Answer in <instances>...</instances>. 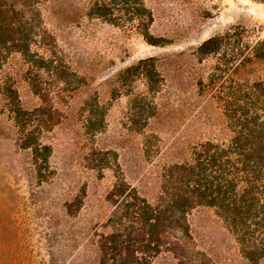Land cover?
<instances>
[{"label": "rangeland", "instance_id": "1", "mask_svg": "<svg viewBox=\"0 0 264 264\" xmlns=\"http://www.w3.org/2000/svg\"><path fill=\"white\" fill-rule=\"evenodd\" d=\"M93 1L0 0V264H253L214 208L177 214L161 186L229 141L222 101L264 84V3L140 0L110 24Z\"/></svg>", "mask_w": 264, "mask_h": 264}, {"label": "trees", "instance_id": "2", "mask_svg": "<svg viewBox=\"0 0 264 264\" xmlns=\"http://www.w3.org/2000/svg\"><path fill=\"white\" fill-rule=\"evenodd\" d=\"M116 7L138 17L142 3L94 0L91 14L117 24L120 18L105 17ZM220 45L219 38L214 37L205 41L200 50L212 53ZM263 50L253 48L248 58L260 60ZM225 100L222 102L228 110L240 115L229 141L200 145L187 162L169 167L161 193L177 214L197 205L214 208L244 258L254 264L264 258V84L246 86Z\"/></svg>", "mask_w": 264, "mask_h": 264}]
</instances>
